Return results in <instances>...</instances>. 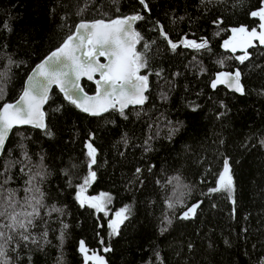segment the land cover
<instances>
[{
	"label": "trees",
	"instance_id": "1",
	"mask_svg": "<svg viewBox=\"0 0 264 264\" xmlns=\"http://www.w3.org/2000/svg\"><path fill=\"white\" fill-rule=\"evenodd\" d=\"M145 3L147 10L139 0H0V73H7L0 106L16 98L31 67L78 21L142 16L134 23L141 37L136 50L146 61L140 74L148 76L147 99L124 109L127 119L115 109L89 116L53 88L43 109L51 135L24 126L11 131L0 155V211H31L8 207L10 192L20 203L35 196L43 207L28 241L0 229L14 236L6 249L8 264H85L81 241L105 264L264 261V46L247 47L248 59L240 63L235 57L244 50L233 53L222 45L233 28L258 29L250 13L261 0ZM161 28L178 45L175 51ZM183 39L207 41V47L187 48ZM234 68L241 73L243 95L211 89L215 72ZM81 86L94 91L85 80ZM88 143L96 149V163L85 192L111 198L106 214L75 199L90 171ZM225 158L231 197L209 191L217 187ZM37 172L44 177L34 182L40 192H26V181ZM193 205H199L195 215L179 219ZM125 206L128 218L113 235L107 222Z\"/></svg>",
	"mask_w": 264,
	"mask_h": 264
},
{
	"label": "snow or ice",
	"instance_id": "2",
	"mask_svg": "<svg viewBox=\"0 0 264 264\" xmlns=\"http://www.w3.org/2000/svg\"><path fill=\"white\" fill-rule=\"evenodd\" d=\"M139 3L147 10L145 0H139ZM81 12L84 9L80 10ZM250 16L258 18L259 31L253 28L249 31L241 26L240 28L231 29L233 38L224 42V48L231 50L233 53L237 48L245 50L247 47L255 46L253 41H259L264 46V0H261V6L256 11H252ZM140 15H131L120 19L105 22L104 20H96L91 23L81 22L76 26L75 34L69 35L59 48L52 51L44 61L36 66L33 74L28 77L26 85L15 103H4L0 107V151L4 149L5 141L13 127L21 125H31L34 128L45 130L47 135L51 132L46 130L44 123V113L42 106L49 99V90L52 85H56L64 94V99L74 105L81 112H85L91 116H99L110 109L120 112L121 116H125L124 109L129 105H143L147 97L144 93L148 90V76L140 75L141 69L146 66L143 54L137 52L136 45L140 41V34L133 29V24L142 20ZM160 35L167 40L173 51L178 45L169 40L166 32L161 28ZM184 47L196 50L207 47V41L197 43L196 41H181ZM147 45H145V48ZM99 57H104L106 63H101ZM240 63H244L248 59V53L245 50L243 56L235 57ZM13 63L11 60L9 64ZM223 67V61H219ZM99 75V79L95 81L97 85L96 94L94 96L83 95V88L80 87L79 81L82 77L93 80L95 75ZM159 75V73H157ZM7 77V73H0V84ZM218 84H226L227 87L241 95L244 94V87L241 84V73L235 71L219 72L215 79L211 82V87L216 88ZM4 87L0 86V99L4 94ZM117 105L119 106L117 108ZM89 158L88 168L89 174L85 178L84 185L80 186L75 199L81 207L87 204L88 207L94 208L97 212L105 210V204L110 202L107 194H101L100 197L83 198L85 185H88L95 179V172L91 171L93 164L96 163V149L88 143L86 145ZM23 171V169H21ZM137 172L140 169L136 170ZM230 166L228 160L224 161L222 173L218 177L217 187L210 189V192L225 191L231 197L233 191V179L230 174ZM3 175V173H0ZM39 178L42 180L43 174L37 172L30 176L26 188V192L39 193L40 189L35 186V181ZM179 179V178H177ZM8 180L5 179L4 183ZM43 194L41 193V196ZM15 193H9L6 198L8 207L13 209L17 205L21 209L31 208V211L21 210L7 212V209L0 211V217H6L8 223L0 224V229H9L11 233L18 234L21 241L29 240V228L33 226L34 220L39 216V208L43 207L42 201L35 196L31 198L25 197L24 203H20L14 199ZM177 203H181L177 201ZM199 205H193L183 212L179 219L188 220L196 213ZM169 208L175 207L172 202L168 203ZM130 209L125 206L123 209L115 213V219L109 222V228L113 235L118 233L119 226L128 218L127 214ZM170 224L171 221L167 220ZM67 227V225H65ZM167 228L161 231H166ZM46 235V234H45ZM0 264H8L6 257L7 245L14 240L13 235H6L0 231ZM32 243H37L35 238ZM80 252L84 255L85 264L89 260L95 264H105L102 257L98 255H88L84 241L80 242ZM105 251H110L105 248ZM264 264V261L261 262Z\"/></svg>",
	"mask_w": 264,
	"mask_h": 264
},
{
	"label": "water",
	"instance_id": "3",
	"mask_svg": "<svg viewBox=\"0 0 264 264\" xmlns=\"http://www.w3.org/2000/svg\"><path fill=\"white\" fill-rule=\"evenodd\" d=\"M127 16H131V14H128V15H125V16H121V17H114V18H111V19H108V20H105V19H102V20H104L105 22H109V21H111V20L120 19V18H124V17H127ZM96 20H101V19H94V20H89V21H78V22L75 24V26H74V28H73V31H72L69 35L75 34L76 26H77L78 24H80L81 22L91 23V22H94V21H96ZM133 29H134V24H133ZM251 30H252V29H250L249 31H251ZM257 30L259 31V27H258ZM134 31H135V29H134ZM69 35H68V36H69ZM68 36H66V37L64 38V40H65ZM232 38H233V34H232V31H230L229 35H228L225 39H223V41H222V45H224V42H225V41L230 40V39H232ZM64 40H63V41H64ZM63 41H62L58 46H56L55 48H53L52 50H50L45 56H43V57H42L37 63H35V64L31 67V69L28 71V73L26 74V76H25V78H24V80H23L22 88H21V91L19 92V94L16 96V98H15L14 100H12V101H10V102H5V103H15V102L18 100V98L20 97V95H21V93H22V91H23V89H24V87H25V85H26V82H27V80H28V77H29L30 75L33 74V71H34V69H36V66H37L38 64H40L42 61H44V60L46 59V57H48V56L51 54L52 51H54V50H56L57 48H59V47L61 46V44L63 43ZM254 43H259V41H253V44H254ZM223 48H224V46H223ZM224 49H225V48H224ZM237 50H242V49L238 47ZM244 51H245V50H244ZM99 61H100L101 63H106V62H107V61L105 60L104 57H99ZM237 70H238L237 68H234L233 70H218L217 72L214 73L213 78H212V80L210 81V87H211V82L215 79L217 73H219V72H229V73H233V72H235V71H237ZM238 71H239V70H238ZM140 75H142V74H140ZM98 79H99V75H98V74L94 76L93 80H88L87 77H82V78L80 79L79 84H80V87H81V88H82V86H81V81H82V80H85V81H87V82H90V83H92L93 86H94V91H93L92 93H87V92H85V91L83 90V95L94 96V95L96 94L97 85H96L95 81L98 80ZM217 87H223L224 89H226V90L229 91V92H232V93L237 94V95H241L240 93H237V92H234V91L230 90V89L227 87L226 84H218V85L216 86V88H217ZM53 88H54L56 91H58V92L64 97V94L60 91V89H59L56 85H52V86L50 87L49 93H50L51 89H53ZM211 89H213V88L211 87ZM144 95H145V93H144ZM3 104H4V103H3ZM3 104H2L0 107H2ZM44 106H45V104L42 106V109H41L42 111H43V109H44ZM138 106H140V105H129L127 108L138 107ZM118 107H119V106L117 105V108H118ZM127 108H125V109H127ZM43 113H44V111H43ZM83 113H85V112H83ZM104 113H105V112H104ZM85 114H87V113H85ZM102 114H103V113H102ZM87 115H89V114H87ZM89 116H91V115H89ZM22 126H24V127H31V128H34V127H32L31 125H21V126L13 127L12 130L15 129V128L22 127ZM34 129H39V128H34ZM12 130H11V131H12ZM11 131H10V133H11ZM10 133H9V135H10ZM9 135H8V137H9ZM7 139H8V138H7ZM7 139H6V141H7ZM6 141H5V143H6ZM2 151H3V150H2ZM2 151H0V155H1ZM225 160H226V158L223 160V167H224V161H225ZM223 167H222V169H221L220 174H221L222 171H223ZM198 203H199V202H198ZM185 211H187V209L184 210L183 212H185ZM94 254L97 255V252L94 253ZM93 264H95L94 261H93Z\"/></svg>",
	"mask_w": 264,
	"mask_h": 264
},
{
	"label": "rangeland",
	"instance_id": "4",
	"mask_svg": "<svg viewBox=\"0 0 264 264\" xmlns=\"http://www.w3.org/2000/svg\"><path fill=\"white\" fill-rule=\"evenodd\" d=\"M183 40H187V41H192V40H188V39H183ZM84 185V184H83ZM82 186V185H81ZM86 186V185H85ZM80 190V186L78 187V189H77V192ZM77 192H76V194H77ZM84 194H82L83 195V198H85V199H88V198H92V197H100L101 196V194H95V195H86V192L84 191L83 192ZM76 194H75V196H76ZM85 205H87V204H85ZM105 207V206H104ZM94 209V208H93ZM95 210V209H94ZM96 211V210H95ZM118 211H120V210H118ZM118 211H116V212H118ZM102 213H104V214H106L107 213V210H106V208H105V210L104 211H101ZM116 212H114L112 215H111V217H110V219L108 220V222H107V225H109V222L111 221V220H113V219H115L116 217H115V213ZM109 227V226H108ZM110 229V228H109ZM111 230V229H110ZM111 232H112V230H111ZM79 246H80V244H79ZM80 251V250H79ZM81 253V252H80ZM93 251H89L88 250V255L89 256H91V255H93ZM81 256H82V258H83V260H84V255L81 253ZM85 261V260H84ZM88 262H90L91 264H93V261L92 260H89Z\"/></svg>",
	"mask_w": 264,
	"mask_h": 264
},
{
	"label": "flooded vegetation",
	"instance_id": "5",
	"mask_svg": "<svg viewBox=\"0 0 264 264\" xmlns=\"http://www.w3.org/2000/svg\"><path fill=\"white\" fill-rule=\"evenodd\" d=\"M258 19V18H257ZM258 22L260 23L259 19H258Z\"/></svg>",
	"mask_w": 264,
	"mask_h": 264
}]
</instances>
